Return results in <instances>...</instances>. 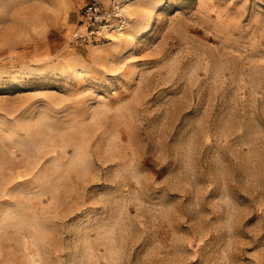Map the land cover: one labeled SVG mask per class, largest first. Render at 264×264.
Segmentation results:
<instances>
[{
    "label": "rangeland",
    "instance_id": "374dc122",
    "mask_svg": "<svg viewBox=\"0 0 264 264\" xmlns=\"http://www.w3.org/2000/svg\"><path fill=\"white\" fill-rule=\"evenodd\" d=\"M0 0V264H264V0Z\"/></svg>",
    "mask_w": 264,
    "mask_h": 264
},
{
    "label": "built area",
    "instance_id": "2783aa9c",
    "mask_svg": "<svg viewBox=\"0 0 264 264\" xmlns=\"http://www.w3.org/2000/svg\"><path fill=\"white\" fill-rule=\"evenodd\" d=\"M125 5V0H89L78 10L71 42L82 47L120 31L127 22Z\"/></svg>",
    "mask_w": 264,
    "mask_h": 264
}]
</instances>
